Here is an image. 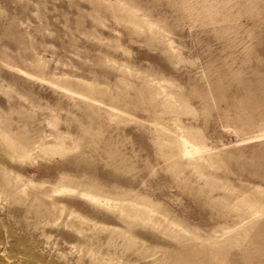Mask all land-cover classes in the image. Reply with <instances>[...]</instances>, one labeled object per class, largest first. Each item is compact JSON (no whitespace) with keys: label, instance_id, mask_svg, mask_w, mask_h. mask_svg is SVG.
<instances>
[{"label":"rangeland","instance_id":"1","mask_svg":"<svg viewBox=\"0 0 264 264\" xmlns=\"http://www.w3.org/2000/svg\"><path fill=\"white\" fill-rule=\"evenodd\" d=\"M0 264H264V0H0Z\"/></svg>","mask_w":264,"mask_h":264},{"label":"bare ground","instance_id":"2","mask_svg":"<svg viewBox=\"0 0 264 264\" xmlns=\"http://www.w3.org/2000/svg\"><path fill=\"white\" fill-rule=\"evenodd\" d=\"M180 145H181V148H182V151H183V154L185 156H192V155H196L198 154V152H201L199 151L198 148L196 147H193L192 145H190L187 141L185 140H182L180 142Z\"/></svg>","mask_w":264,"mask_h":264}]
</instances>
